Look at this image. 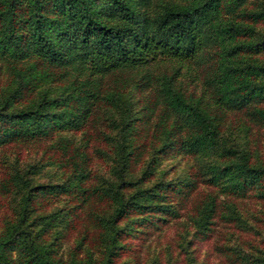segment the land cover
I'll list each match as a JSON object with an SVG mask.
<instances>
[{
    "label": "trees",
    "instance_id": "trees-1",
    "mask_svg": "<svg viewBox=\"0 0 264 264\" xmlns=\"http://www.w3.org/2000/svg\"><path fill=\"white\" fill-rule=\"evenodd\" d=\"M2 71L0 264H264V0H0Z\"/></svg>",
    "mask_w": 264,
    "mask_h": 264
},
{
    "label": "rangeland",
    "instance_id": "rangeland-1",
    "mask_svg": "<svg viewBox=\"0 0 264 264\" xmlns=\"http://www.w3.org/2000/svg\"><path fill=\"white\" fill-rule=\"evenodd\" d=\"M7 73H5V71L0 73V91H2L4 89V86L7 84ZM149 91L145 90L140 94H134L135 98H138L136 101L135 106H140L141 104H143V101L147 95H149ZM126 96V94H125ZM141 101V104H140ZM116 109H113L111 111V113L115 112ZM111 115V114H110ZM141 116V115H138ZM235 116L231 117V121L234 120ZM138 122H140L141 120H137ZM238 122V121H236ZM240 123V121H239ZM235 124V121H233V125ZM96 131L97 128L92 125L87 126V130H79L77 132L74 133H67L66 135L71 138V139H76V141H84L86 140V138H90V140H92V142L94 141H98V139L96 138ZM99 131H97L98 133ZM251 132V135L249 136L248 134ZM247 137L248 139L251 138V141L253 144V148L254 150H258V152H260V159L264 160V127H254L251 131L248 132ZM60 135H55L54 137H52L51 140H45V141H39L37 143H25V144H12V145H8L5 147L0 148V174L3 173V171L5 170V167L8 165H17L18 167H24L26 166V164L31 163V162H36L39 161L40 163H46L45 168L43 169V171L39 174H35L33 177L35 179V181L37 180H42L45 177V174H43L44 172H47L48 176L53 174L55 167V164H49V162L52 161L51 157L49 155H43L44 153H42V149L45 148V146H49L50 149H46L48 151V153H50L51 151H53L52 154L58 156L57 158H61L62 156V150L60 149H56L55 147L51 146V141L53 143H55L59 138ZM100 134H97V136ZM101 136V135H100ZM103 141V140H101ZM255 150V151H256ZM55 151V152H54ZM60 155V156H59ZM59 160V159H58ZM56 170L58 171V169L56 168ZM39 175V176H38ZM247 205L251 208L256 207L258 208V210L262 209L264 210V205H260L258 203H254L251 200L246 201ZM177 229V230H176ZM178 231L177 226L173 225L167 229H165L163 231V233L161 234L162 236L160 237L159 241L161 243L165 242V241H169L173 248H178L179 246V236L178 234H175V232ZM159 241L157 243H159ZM212 243H210L211 246ZM162 248L160 247V249H155L153 250L155 254H159L160 250ZM151 254V250L147 249L146 251L143 250L142 252V256L143 259L145 260V258H147L148 256H150ZM186 256L183 255V262H186ZM219 258V254L215 251H212V254L210 255V257L208 258L207 262H205V264H215L216 260H218ZM160 261L162 262L161 264L164 263V260L160 259ZM182 262V263H183ZM166 264V262L164 263Z\"/></svg>",
    "mask_w": 264,
    "mask_h": 264
}]
</instances>
